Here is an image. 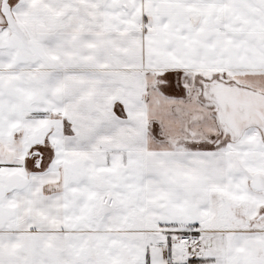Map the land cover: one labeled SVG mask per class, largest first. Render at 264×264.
I'll use <instances>...</instances> for the list:
<instances>
[{
  "label": "snow or ice",
  "instance_id": "1",
  "mask_svg": "<svg viewBox=\"0 0 264 264\" xmlns=\"http://www.w3.org/2000/svg\"><path fill=\"white\" fill-rule=\"evenodd\" d=\"M0 264H264V0H0Z\"/></svg>",
  "mask_w": 264,
  "mask_h": 264
}]
</instances>
